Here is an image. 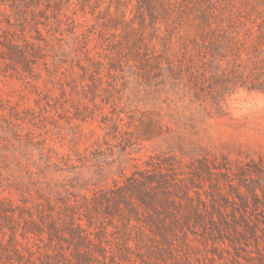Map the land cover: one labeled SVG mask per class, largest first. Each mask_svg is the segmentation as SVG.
Masks as SVG:
<instances>
[{"label":"rangeland","instance_id":"obj_1","mask_svg":"<svg viewBox=\"0 0 264 264\" xmlns=\"http://www.w3.org/2000/svg\"><path fill=\"white\" fill-rule=\"evenodd\" d=\"M172 1L185 20L197 15L185 10L189 2L220 17L264 18V0ZM91 2L98 17L83 0H0V207L17 215L49 200L58 226L22 237L16 216L17 257L11 220L0 217V264H264V93L229 90L219 102L197 101L165 77H142L126 33L113 37L104 27L106 11L136 28L145 13L146 38L161 53L164 10L153 0L149 25L145 0ZM154 157L181 180L182 211L200 208L207 232L164 239L144 209L139 216L124 209V222L104 207L85 211L82 196L148 168ZM66 197L77 201L90 241L69 236ZM239 213L257 237L233 228L232 218L245 224Z\"/></svg>","mask_w":264,"mask_h":264},{"label":"trees","instance_id":"obj_2","mask_svg":"<svg viewBox=\"0 0 264 264\" xmlns=\"http://www.w3.org/2000/svg\"><path fill=\"white\" fill-rule=\"evenodd\" d=\"M156 1L164 10L166 17L167 35L160 43L161 53L156 49V44L146 38L145 13L140 14L142 27L136 28L133 25L134 21L127 19L125 14L116 18L109 15V10L106 11L109 17L104 27L114 31L111 34L113 37L119 29L126 33L128 36L126 41L135 49L134 56L138 60V69L142 72V77L149 75H155L152 76L153 78L165 77L173 86L180 88L197 101L211 98L219 102L214 98L229 90L245 89L249 92L264 93V18L258 21L257 18H251L248 15L242 16L239 12L220 17L221 13L219 16L215 15L209 6L197 7L189 2L185 10H195L197 15L187 17L185 20L183 17L176 16L179 14L175 10L177 2ZM83 3L91 9L90 14L93 16L97 6L92 5L91 0H83ZM10 4L18 12L22 10L20 3L10 2ZM145 5L149 17L147 24L150 25V19H154L151 14L153 0H145ZM99 12L94 17H98ZM151 24L155 28V22ZM7 46L17 49V45L11 42ZM147 167L125 177L122 182H113L110 187L94 190L90 198L82 196L85 211L104 207L120 215L124 222L129 220L125 218L124 209L135 216H139L140 209H144L146 220L155 226L164 239H167V233H172L170 236L173 237L181 233L187 238V231L196 234V231L201 228L207 232L208 228H202L204 224L200 222L202 216L200 208L193 207L190 215L182 211V202H179V196L176 194V190L182 192V187L177 184L181 180L176 174L169 172L156 157L150 159ZM183 196L184 202L191 200L188 192H183ZM255 199H259L257 194ZM73 201L74 204H71V200L66 197L62 202L65 209L63 214L69 219L67 231L71 238L85 243L90 239L81 224L77 222L81 218L77 214L78 210H75L78 208V203L75 199ZM199 201L201 202L200 198ZM37 205L38 207L34 208H18L17 215H15V208L9 204L3 208L0 207V217L11 220L8 241L17 257H19L17 248L19 242L16 238V227L19 223L16 221V216L23 222L22 237H26L27 234H42L45 231L51 233L58 229L52 216L54 205L49 200L46 201L45 209L42 205ZM47 216L50 220L45 224L44 220ZM84 217L88 219L87 216ZM196 217L198 221L195 222L193 219ZM239 218L245 223L243 227L235 223V218L231 219L237 233L245 235V232L253 230L245 215L239 213ZM222 220L225 225L229 224L227 218ZM209 222L218 231L219 227L216 226L213 218H210ZM238 227H241L239 231ZM141 231L143 233V230ZM101 233H106L103 226ZM252 233L257 237L254 230ZM3 246L0 236V248Z\"/></svg>","mask_w":264,"mask_h":264}]
</instances>
